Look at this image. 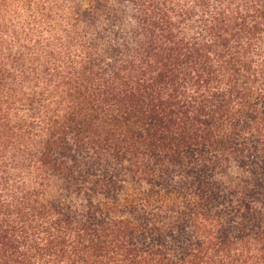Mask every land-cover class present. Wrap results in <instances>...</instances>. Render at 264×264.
Listing matches in <instances>:
<instances>
[{"label": "trees", "instance_id": "obj_1", "mask_svg": "<svg viewBox=\"0 0 264 264\" xmlns=\"http://www.w3.org/2000/svg\"><path fill=\"white\" fill-rule=\"evenodd\" d=\"M0 264H264V0H0Z\"/></svg>", "mask_w": 264, "mask_h": 264}]
</instances>
